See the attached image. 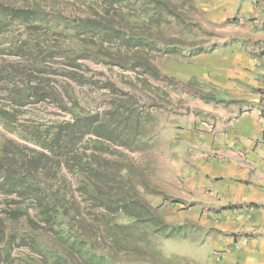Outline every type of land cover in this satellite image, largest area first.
I'll list each match as a JSON object with an SVG mask.
<instances>
[{"label": "trees", "instance_id": "1", "mask_svg": "<svg viewBox=\"0 0 264 264\" xmlns=\"http://www.w3.org/2000/svg\"><path fill=\"white\" fill-rule=\"evenodd\" d=\"M100 1V10L108 20L86 16L71 24L56 14L50 19V12L30 1L18 8L2 10L4 6L0 5V35L9 26L32 31L31 37L17 47L16 56L30 62L36 75L42 73L61 48L39 34L37 27L58 35L64 32L66 39L73 40L81 32L93 37L80 42L79 49L66 50L72 63L65 67L71 71L85 55L108 64L111 58L126 51L140 54L149 50L155 56L179 55V51L188 55L205 52L195 44L186 46L181 41L180 48L152 37V30L163 32L171 26L181 34H189L187 17L197 8L193 0ZM131 2L137 17L121 13L119 7ZM57 21L65 23L63 30L57 31L61 27ZM105 43L109 45L106 52L101 49ZM129 63L121 61L118 66L132 70ZM140 67L175 90L203 100L209 96L196 95L195 86L162 74L148 60ZM36 85L35 78L21 81L15 99L25 104ZM69 113V121L25 133L26 140L40 150H32L31 156L2 154L6 148L2 147L0 194L18 201L6 199L0 213V264H187L178 257H164L157 247V237L171 238L180 226L170 224L159 206L153 208L146 201L144 194L158 195L157 188L118 150L133 152L137 144L143 143L139 115L119 103L107 113L105 122L97 114L84 113L75 104ZM5 121L12 124L9 117ZM43 158L42 169L39 163ZM13 246L25 248L27 253L12 256Z\"/></svg>", "mask_w": 264, "mask_h": 264}, {"label": "rangeland", "instance_id": "2", "mask_svg": "<svg viewBox=\"0 0 264 264\" xmlns=\"http://www.w3.org/2000/svg\"><path fill=\"white\" fill-rule=\"evenodd\" d=\"M27 1L50 12L49 18L55 14L60 15L61 18L68 19L69 24L73 20L83 19L86 16L109 19L100 10L102 3L100 0H0V5L4 6L1 7L2 10L7 9L6 7L18 8L26 6ZM193 1L195 5L199 3V0ZM132 3L128 4L130 6L119 7L122 10L121 13L137 17L138 12ZM201 14L197 8L195 12L188 14L191 34L187 32L181 34L177 27L171 26L163 32L152 30V37H158L162 44L170 46L181 48L180 42L183 41L186 46L195 44L205 51H211L218 47L217 43L220 44L224 30L204 28L201 24ZM115 17L117 20L118 17L116 15ZM56 24L61 26L57 31L63 30L65 23L57 21ZM36 29L39 34L44 35L51 42L60 44L61 47L56 57L49 60V63L41 70L42 73L37 75L31 71L30 62L21 56H16L17 47L31 37L32 31L26 32L25 29L9 26L7 31L0 35V154L3 146L6 148L2 154L8 152L14 155L18 153L17 155L31 156L32 150L40 151L26 140L25 133L69 121L71 119L69 109L74 104L84 113L97 114L101 122L106 121L107 113H110L117 103L123 108H133L142 119L143 143L137 144L133 152L119 148L118 150L125 153L143 171L142 176L157 188L158 195L144 194V197L153 208L159 206L160 213L169 222L173 215L170 204L180 200L171 196L163 185H168L171 178L176 179V175H183L184 180L186 178L185 172L175 169L174 166L177 167V163H171L174 161V156H184L183 150L186 149V145L191 150L194 149L186 141L189 131L188 123H191L195 117L198 120L201 119V111L196 107L204 100L175 90L162 79H153L140 66L148 60L162 74L174 76L184 84L190 83L193 87L195 86L196 95L205 96L211 92V96L209 98L207 96L206 101L214 104L222 93L203 91L210 87V84L203 80L202 75L204 71L208 72V65L202 60L195 61L193 59L195 54L191 56L184 51H179V55L162 54L160 56L157 53L155 56V53L148 50L140 54L138 51H126L114 59L111 58L108 64L85 55L86 58L79 59L76 63L78 66L71 71L70 68L65 67L72 63L67 58L66 50L79 49L80 42L89 41L93 37L86 32H81L72 40L64 38V32L58 35L38 27ZM108 46L105 43L101 49L106 52ZM121 61L130 62L132 70L121 69L118 66ZM213 67L216 68L214 65ZM30 77L37 79V85L34 86L33 94L28 97L25 104H21L15 99V95L20 89L19 83ZM195 79L199 81V84H196ZM193 87L190 88L193 89ZM8 117L11 118L12 124L5 121ZM197 131L201 136L200 125ZM195 144V152L205 154L204 156L210 159L219 156V154L208 153L206 147H202V141L198 140ZM121 160L124 162L125 159L121 157ZM54 161L58 160L54 159ZM44 163L43 158L39 163L42 169ZM6 199L18 201L13 197L5 198L0 194V213ZM78 199L81 200V198ZM169 223L172 224V222ZM176 232L168 239L157 237V247L164 257H178L187 261V264H213L208 261L213 251L210 244L211 237L207 231L200 232L199 227H192L185 222ZM11 250L12 256L27 253L25 248L16 246H13Z\"/></svg>", "mask_w": 264, "mask_h": 264}, {"label": "crops", "instance_id": "3", "mask_svg": "<svg viewBox=\"0 0 264 264\" xmlns=\"http://www.w3.org/2000/svg\"><path fill=\"white\" fill-rule=\"evenodd\" d=\"M196 7L204 28L224 30L218 47L193 56L209 67L203 91L222 95L195 105L201 119L188 123L186 135L194 149L172 155L186 178L163 185L180 200L170 204L169 222L207 231L210 263L264 264V0H199ZM198 140L219 156L195 152Z\"/></svg>", "mask_w": 264, "mask_h": 264}, {"label": "built area", "instance_id": "4", "mask_svg": "<svg viewBox=\"0 0 264 264\" xmlns=\"http://www.w3.org/2000/svg\"><path fill=\"white\" fill-rule=\"evenodd\" d=\"M237 22H239L240 24H242V23H243V20H242V19H240V20H238Z\"/></svg>", "mask_w": 264, "mask_h": 264}]
</instances>
